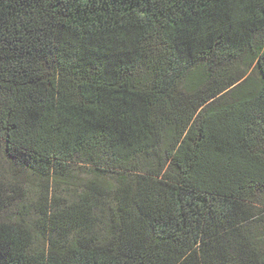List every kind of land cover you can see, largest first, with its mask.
I'll return each instance as SVG.
<instances>
[{"label": "trees", "instance_id": "obj_1", "mask_svg": "<svg viewBox=\"0 0 264 264\" xmlns=\"http://www.w3.org/2000/svg\"><path fill=\"white\" fill-rule=\"evenodd\" d=\"M0 152V264H264V0H0Z\"/></svg>", "mask_w": 264, "mask_h": 264}, {"label": "rangeland", "instance_id": "obj_2", "mask_svg": "<svg viewBox=\"0 0 264 264\" xmlns=\"http://www.w3.org/2000/svg\"><path fill=\"white\" fill-rule=\"evenodd\" d=\"M225 70L228 74H237V75H250L251 72H246L244 67L240 62H231L229 63ZM246 73V74H245ZM3 156L0 152V168L3 165ZM91 171L85 168H74L72 170V179L69 185H63L62 188L58 189L59 196L61 201L64 204L72 202L77 196L85 190L86 183L91 179ZM105 183L108 182V185L114 186L116 184L115 176H110L108 179L103 180ZM21 184L28 189V202L37 204L40 199V190L39 181L35 177L27 176L21 180ZM38 246H47V240H39L37 243Z\"/></svg>", "mask_w": 264, "mask_h": 264}]
</instances>
